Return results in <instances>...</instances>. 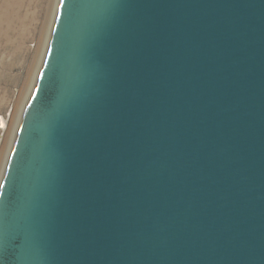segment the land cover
<instances>
[{"label": "water", "instance_id": "water-1", "mask_svg": "<svg viewBox=\"0 0 264 264\" xmlns=\"http://www.w3.org/2000/svg\"><path fill=\"white\" fill-rule=\"evenodd\" d=\"M0 184V264H264V0H60Z\"/></svg>", "mask_w": 264, "mask_h": 264}, {"label": "rangeland", "instance_id": "rangeland-1", "mask_svg": "<svg viewBox=\"0 0 264 264\" xmlns=\"http://www.w3.org/2000/svg\"><path fill=\"white\" fill-rule=\"evenodd\" d=\"M59 2L60 0H28L29 4L27 5V7H25V9L27 8L28 10L26 9L25 12L29 13L30 15L32 14L36 16L37 20H35L29 34L30 39L28 40L27 45L23 49V52H18L16 54L11 48H9V50L0 49V184L10 153L9 150L11 149H9L11 143H9L8 128H4V124L2 123L6 120V124L9 125L8 123L11 121L15 111H19V107L21 109L25 108L28 103V99L30 98L35 87L38 73L46 56L45 53L41 58L39 51H37L36 48V45L41 41V39L39 38V34L41 32L40 29L42 28V31L44 29V37H51V32L56 18ZM3 7L4 4L2 3V0H0V13L3 12ZM45 16H47V21L46 27L43 28L41 22L46 19ZM31 84L33 87L30 91L29 96L25 100V94L28 93Z\"/></svg>", "mask_w": 264, "mask_h": 264}, {"label": "bare ground", "instance_id": "bare-ground-1", "mask_svg": "<svg viewBox=\"0 0 264 264\" xmlns=\"http://www.w3.org/2000/svg\"><path fill=\"white\" fill-rule=\"evenodd\" d=\"M2 3L4 4V7H3L4 10L2 13H0V49L1 50H9V48H11L15 54L18 52H23V49L25 48V46L28 43V40L30 39L29 34L31 32L33 24H34L35 20H37L36 16H34L32 14L30 15L29 13L25 12L27 9V8L25 9V7H27V5L29 4L28 0H4V1L2 0ZM45 10H46V8H45ZM33 14H34V12H33ZM45 17H46V19H44L41 22L43 28L46 27L47 16H45ZM50 22H52V21H50ZM40 30H41V32L39 34V36H40L39 38L41 39V41L39 42V44L36 45V48H37V51H39V54L42 58L44 56V54L47 53L46 47H48L50 38H49V36L47 38H46V36L44 37V29H43V31H42V28ZM32 87L33 86L31 84V86L28 90V93L25 94V96H26L25 100L29 96ZM22 103H23V100H22ZM23 109L24 108L21 109L19 107V111H15L14 115L12 114L13 116H12L11 121L8 123L9 125L6 124L7 123L6 120L3 121V123H2V124H4V128L7 127L8 131H9L8 137H9V143H11L9 149L12 148L14 137L16 134V130L19 127L18 124L20 123V120H21V117L23 114V112H22ZM0 158H1V156H0Z\"/></svg>", "mask_w": 264, "mask_h": 264}]
</instances>
